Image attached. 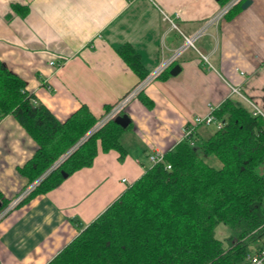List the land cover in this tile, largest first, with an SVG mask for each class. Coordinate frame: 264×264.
Segmentation results:
<instances>
[{"label":"crops","instance_id":"crops-1","mask_svg":"<svg viewBox=\"0 0 264 264\" xmlns=\"http://www.w3.org/2000/svg\"><path fill=\"white\" fill-rule=\"evenodd\" d=\"M227 1L0 0V60L61 121L81 104L101 115L167 60L184 36L200 32L194 47L171 63L179 65L176 74L169 65L166 76L162 72L142 88L150 107L138 94L126 104L131 123L121 137L122 159L117 150L98 146L92 165L0 218V264H47L150 167L149 154L164 153L183 137L194 116L207 115L226 98L249 105L247 99L264 113V0L212 21ZM13 3L28 12L19 15ZM123 45L139 55L144 78L118 54ZM196 130L205 135L203 124ZM35 149L12 115L0 120L4 197L24 190L26 178L17 168Z\"/></svg>","mask_w":264,"mask_h":264},{"label":"trees","instance_id":"trees-1","mask_svg":"<svg viewBox=\"0 0 264 264\" xmlns=\"http://www.w3.org/2000/svg\"><path fill=\"white\" fill-rule=\"evenodd\" d=\"M11 8L21 16L28 12L16 3ZM117 51L140 78L147 75L129 46ZM138 95L151 106V100ZM113 105L96 116L81 104L61 121L0 60V120L12 115L36 143L17 168L26 178L24 188L37 181L20 202L58 186L61 171L70 175L92 165L98 146L125 156L121 137L131 122L122 127L110 119L94 129ZM212 114L220 128L203 136L196 126L47 264H247L264 238V118L236 98L224 99ZM12 199L0 191V210ZM219 223L229 230L222 240L215 237Z\"/></svg>","mask_w":264,"mask_h":264},{"label":"built area","instance_id":"built-area-1","mask_svg":"<svg viewBox=\"0 0 264 264\" xmlns=\"http://www.w3.org/2000/svg\"><path fill=\"white\" fill-rule=\"evenodd\" d=\"M242 0H228L225 4H223L218 12L212 17V21H216L223 15H225L230 9H232L235 5H237ZM166 19H168L166 17ZM169 20V19H168ZM172 26L174 24L172 23ZM200 36V32H196L190 36H184L183 44L174 50V52L170 55V57L167 60L162 61L145 79L138 82L135 86H133L122 98H120L117 102L114 103V105L100 118V120L96 123L94 129L100 127L105 122H107L110 119H113L116 115L120 114L122 111H124V108L126 104L129 102V100L133 97H135L145 86V84L152 78L158 76L162 73L164 69L167 68V66L171 65V63L174 62V60L178 57L181 51L184 50V48L191 46L194 47L195 40ZM204 60L207 61V58L203 56ZM51 64H54L53 61L50 62ZM237 89H233V91H236ZM248 104L250 106V110L252 115H261L264 118V113L259 110L257 107L253 105L249 100ZM213 108L210 109L209 113L205 116H194L188 123H186L182 129L183 137L189 136L195 129V127L199 124H209L214 123L217 128H220L222 123L221 121L215 120L213 114H212ZM181 138V139H182ZM180 139V140H181ZM179 140V141H180ZM149 160L151 164H154L156 162H159L163 159V153L159 151H155L151 154H149ZM169 167V166H167ZM37 181L29 185L25 190H23L18 196H16L14 199H12L9 204L0 210V218L12 207H14L19 201H21L36 185ZM247 264H264V244L258 248V250H254L249 256H248V262Z\"/></svg>","mask_w":264,"mask_h":264},{"label":"rangeland","instance_id":"rangeland-1","mask_svg":"<svg viewBox=\"0 0 264 264\" xmlns=\"http://www.w3.org/2000/svg\"><path fill=\"white\" fill-rule=\"evenodd\" d=\"M246 101H247V99H246ZM243 102V101H242ZM248 102V101H247ZM245 104V103H244ZM246 105V104H245ZM246 106H248L249 107V105H246ZM262 111V110H261ZM105 114V113H104ZM199 125H202V124H199ZM199 125H197V127L199 126ZM203 128H204V130H202V131H205L204 132V136H208L210 133H212V132H214L215 131V129H216V126H215V124L214 123H209V124H203ZM209 133V134H208ZM208 134V135H207ZM208 159H209V161H211V159L208 157ZM211 163L214 165V166H219L220 165V163L215 159V160H213V161H211ZM52 168H53V166H52ZM52 168H50L49 170H51ZM48 170V171H49ZM34 183V182H33ZM32 184V183H31ZM31 184H29V185H31ZM29 185H27L25 188H24V190L29 186ZM18 196V195H17ZM27 196V195H26ZM25 196V197H26ZM24 197V198H25ZM229 234V230H228V228H227V226L225 225V224H223V223H219V224H217V226L215 227V237L216 238H218V239H220V240H222V239H224L227 235ZM264 239V238H263Z\"/></svg>","mask_w":264,"mask_h":264},{"label":"water","instance_id":"water-1","mask_svg":"<svg viewBox=\"0 0 264 264\" xmlns=\"http://www.w3.org/2000/svg\"><path fill=\"white\" fill-rule=\"evenodd\" d=\"M251 0H244L242 3H241V7L242 8H245L246 6H248L250 4ZM179 70V65L178 64H175L172 66V68L170 69V74H176ZM113 121L117 124H119L120 126L122 127H126L129 123H130V119L129 117L127 116V114L125 113H122V114H118L116 115L114 118H113ZM55 167V166H53ZM52 168V167H51ZM63 177H66L67 176V173H65L64 171H61ZM0 205H1V202H0Z\"/></svg>","mask_w":264,"mask_h":264}]
</instances>
